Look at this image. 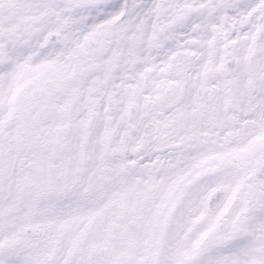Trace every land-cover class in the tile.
<instances>
[{
  "label": "snow or ice",
  "instance_id": "obj_1",
  "mask_svg": "<svg viewBox=\"0 0 264 264\" xmlns=\"http://www.w3.org/2000/svg\"><path fill=\"white\" fill-rule=\"evenodd\" d=\"M0 264H264V0H0Z\"/></svg>",
  "mask_w": 264,
  "mask_h": 264
}]
</instances>
